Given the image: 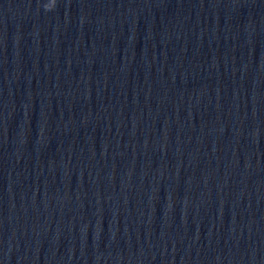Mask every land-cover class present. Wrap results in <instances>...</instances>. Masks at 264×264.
<instances>
[{"label":"water","instance_id":"water-1","mask_svg":"<svg viewBox=\"0 0 264 264\" xmlns=\"http://www.w3.org/2000/svg\"><path fill=\"white\" fill-rule=\"evenodd\" d=\"M0 0V264H126L264 48V0Z\"/></svg>","mask_w":264,"mask_h":264},{"label":"clouds","instance_id":"clouds-1","mask_svg":"<svg viewBox=\"0 0 264 264\" xmlns=\"http://www.w3.org/2000/svg\"><path fill=\"white\" fill-rule=\"evenodd\" d=\"M55 6H56V0H48V2L43 5V8L45 12H49V11H53Z\"/></svg>","mask_w":264,"mask_h":264}]
</instances>
